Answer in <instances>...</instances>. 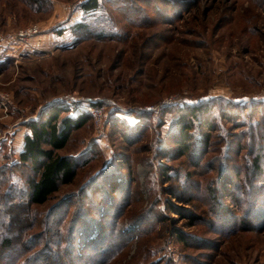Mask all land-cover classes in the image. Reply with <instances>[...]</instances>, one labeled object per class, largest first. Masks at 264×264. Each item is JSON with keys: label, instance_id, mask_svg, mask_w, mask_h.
Returning a JSON list of instances; mask_svg holds the SVG:
<instances>
[{"label": "rangeland", "instance_id": "1", "mask_svg": "<svg viewBox=\"0 0 264 264\" xmlns=\"http://www.w3.org/2000/svg\"><path fill=\"white\" fill-rule=\"evenodd\" d=\"M84 1L0 0V49L9 54L0 64V169L18 160L27 122L48 105L102 112L60 151L86 156L73 183L45 204L18 197L4 207L14 243L27 250L0 264H80L79 251L97 258L74 230L62 231L79 204L90 211L89 198L106 214L94 212V234L110 219L131 234L102 264H264V208L251 182H264V0H100L92 13L79 9ZM84 18L95 27L76 40L70 26ZM30 25L40 29L35 51L9 37ZM202 102L212 114L190 121L182 150L177 107ZM108 161L121 190L110 202L98 190L82 195ZM19 169L1 172L6 183L22 180Z\"/></svg>", "mask_w": 264, "mask_h": 264}, {"label": "trees", "instance_id": "2", "mask_svg": "<svg viewBox=\"0 0 264 264\" xmlns=\"http://www.w3.org/2000/svg\"><path fill=\"white\" fill-rule=\"evenodd\" d=\"M106 2L116 5L115 0H106ZM34 4L37 3L34 2ZM101 5L102 3L100 0H85L80 3L79 9L85 13H92L96 12L97 9H100ZM94 27V24L86 21L84 18L83 20L81 19L80 21L73 23L70 26V29L76 36V40H80V38H83L82 34L90 31L89 28L94 29ZM94 31L97 32L96 29ZM99 32L102 35L108 34V32L105 33L104 31ZM4 60L0 61V64L4 63ZM227 103L234 107L237 105L233 102L230 103L227 101ZM207 104L208 102H202L197 105L177 107L179 111L178 116L180 117V140L178 141L177 146L181 148L187 146L188 135L186 134L193 128V126L190 125V121L195 120L196 122H201V120H205V117L210 118V115L212 114L210 112L211 107ZM91 119V113L85 110L71 109L64 103H54L48 105L47 109L38 118H32L27 122L26 126L28 131L25 132L23 136V144L17 154L18 160L7 165L4 164L1 166L2 169H0V187L6 186L3 193H0V255L4 256V258L7 259L10 257L12 262H19L21 254L27 250L23 248L20 243H14L16 239L14 237L19 236V232L17 229H13V223L11 222L10 216L3 215L4 207L13 204L9 200L18 197L22 202L25 201L26 205L35 206L45 204L50 200L54 193L60 190L61 186L69 185L74 182L79 165L85 164L86 160L84 161L83 159L86 156L82 157L80 160L76 157L62 154L60 151L67 145L72 132L82 128ZM205 125L210 124L207 122ZM132 127L134 126H129V128ZM258 160L259 157L255 156L252 166L255 171L260 170L261 167ZM23 166H25L26 169H19L22 180L18 179L17 182L10 184L6 183L1 172H3L5 168H20ZM119 174L120 172L116 170L115 166L108 161L102 169L95 172L82 185V187L84 186L83 190L85 191V194L82 193V195L90 196L92 190H98V194L101 195L102 199L110 202L112 199L111 194L117 192V190H121L120 185L114 186L121 181ZM254 175H257V173ZM254 181L255 180H251L252 188H256L254 191H257L258 189L261 190L260 201L262 208H264V182L262 184L260 183V188L259 185H256L257 182ZM75 196L76 195H71V198H74ZM8 197L11 199H7ZM88 200L90 211L88 212L86 209L81 210L83 207L79 204L78 206L80 207L76 213V217L70 220L71 225L62 230L64 232L63 237H65L66 233L69 234V230L71 233L74 230L76 234L83 238L82 241L84 246H90V248L96 253L97 258H94L90 254L81 253L78 249L79 252H77V255L80 257L82 255L80 264H102L114 257L118 249L127 243V238H129L131 234L128 233V235H126L123 224L121 223L122 221L115 222V219L106 221L94 234L95 224H97V215H95V213H98V207L96 202H93L92 198H89ZM64 202L65 199L60 202L57 208L64 205ZM251 205L252 204H250V207ZM117 210L118 205L113 208L111 218L116 216L115 213H117ZM98 211V214L101 217L103 216L104 219L106 214H103L104 210L101 206L98 208ZM61 213H64V210L61 211ZM51 217L54 219H52L53 225L55 224L54 226H57L56 224H58L57 222L60 219L57 215H54V213ZM13 218L15 219V215ZM142 222L143 221H140L139 219L131 223L134 228L137 226L139 227L133 231L134 234L141 230ZM71 236L73 235H70L67 238L71 239ZM63 241L66 243V247H69L70 252L74 254L71 250L74 246L73 241H70L69 243L66 242V240ZM80 245H82V243H80ZM25 247L28 248V245ZM30 257L31 256L29 255L28 258L30 259ZM38 258L40 259L42 256L40 257L39 255L35 260H39Z\"/></svg>", "mask_w": 264, "mask_h": 264}, {"label": "built area", "instance_id": "3", "mask_svg": "<svg viewBox=\"0 0 264 264\" xmlns=\"http://www.w3.org/2000/svg\"><path fill=\"white\" fill-rule=\"evenodd\" d=\"M40 29L37 25H30L23 29L16 31L10 37L11 42L17 44L19 47L26 48L30 51H35V47L32 44L33 37L39 33ZM5 38L0 36V43L3 42ZM8 53H4L3 49H0V61L5 57H8ZM87 110L92 114L94 122H99L101 120L102 112L97 105H88ZM97 124V123H96Z\"/></svg>", "mask_w": 264, "mask_h": 264}]
</instances>
